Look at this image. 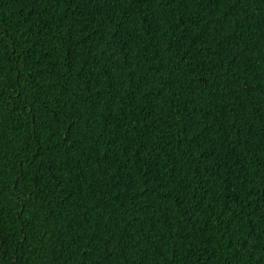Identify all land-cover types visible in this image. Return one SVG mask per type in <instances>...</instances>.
Listing matches in <instances>:
<instances>
[{
    "label": "trees",
    "instance_id": "trees-1",
    "mask_svg": "<svg viewBox=\"0 0 264 264\" xmlns=\"http://www.w3.org/2000/svg\"><path fill=\"white\" fill-rule=\"evenodd\" d=\"M0 264H264V0H0Z\"/></svg>",
    "mask_w": 264,
    "mask_h": 264
}]
</instances>
